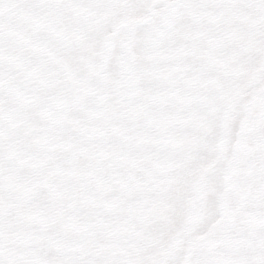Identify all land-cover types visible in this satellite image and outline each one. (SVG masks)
<instances>
[{
	"label": "snow or ice",
	"instance_id": "snow-or-ice-1",
	"mask_svg": "<svg viewBox=\"0 0 264 264\" xmlns=\"http://www.w3.org/2000/svg\"><path fill=\"white\" fill-rule=\"evenodd\" d=\"M0 264H264V0H0Z\"/></svg>",
	"mask_w": 264,
	"mask_h": 264
}]
</instances>
